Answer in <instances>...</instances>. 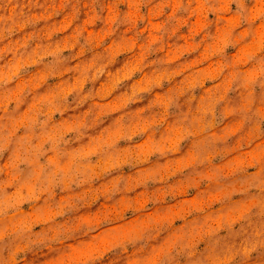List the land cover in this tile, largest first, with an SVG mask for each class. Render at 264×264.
I'll return each mask as SVG.
<instances>
[{
	"label": "rangeland",
	"instance_id": "374dc122",
	"mask_svg": "<svg viewBox=\"0 0 264 264\" xmlns=\"http://www.w3.org/2000/svg\"><path fill=\"white\" fill-rule=\"evenodd\" d=\"M0 216L2 264H264V0H0Z\"/></svg>",
	"mask_w": 264,
	"mask_h": 264
},
{
	"label": "bare ground",
	"instance_id": "6f19581e",
	"mask_svg": "<svg viewBox=\"0 0 264 264\" xmlns=\"http://www.w3.org/2000/svg\"><path fill=\"white\" fill-rule=\"evenodd\" d=\"M50 159V158H49ZM79 159V158H78ZM50 168L54 165V162L50 160ZM39 208V206H38ZM41 209L39 208V213L37 215V218H45L43 215V212H40ZM25 216V215H24ZM29 217L28 216H25ZM24 219V220H23ZM29 220V219H28ZM17 218L13 217V218H9V217H4V216H0V264H2L3 260L5 259L3 251L1 250V246L3 243H6L8 246L15 248L18 247V245L21 243L23 236L20 235V232L24 233V237L28 236L25 234L24 232V226H26L25 224V218H21L20 217V221L17 222ZM44 231V230H42ZM12 238V239H11ZM12 250V249H9Z\"/></svg>",
	"mask_w": 264,
	"mask_h": 264
}]
</instances>
